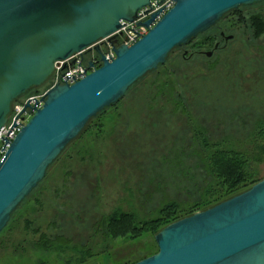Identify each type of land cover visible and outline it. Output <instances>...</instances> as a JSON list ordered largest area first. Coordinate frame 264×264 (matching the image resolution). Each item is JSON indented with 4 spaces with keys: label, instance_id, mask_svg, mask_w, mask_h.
Listing matches in <instances>:
<instances>
[{
    "label": "water",
    "instance_id": "water-1",
    "mask_svg": "<svg viewBox=\"0 0 264 264\" xmlns=\"http://www.w3.org/2000/svg\"><path fill=\"white\" fill-rule=\"evenodd\" d=\"M264 0H174L137 21L147 28L130 45L117 43L120 21L131 22L149 0H0V127L14 101L41 87L55 61L76 53L100 65L72 83L48 88L39 107L8 142L0 158V230L18 204L87 121L123 97L168 53L207 31L224 14ZM114 57L106 59L99 39ZM231 35H225L226 41ZM199 50L210 57L217 49ZM87 62L86 68H92ZM25 104L24 107H27ZM157 250L131 264H264V176L247 189L180 217L153 235Z\"/></svg>",
    "mask_w": 264,
    "mask_h": 264
},
{
    "label": "rangeland",
    "instance_id": "rangeland-1",
    "mask_svg": "<svg viewBox=\"0 0 264 264\" xmlns=\"http://www.w3.org/2000/svg\"><path fill=\"white\" fill-rule=\"evenodd\" d=\"M248 13H260L264 16V1L224 14L206 31L208 33L212 30L214 40L217 38V27H221L225 34H233V38L223 49L215 50L209 58L193 52L197 47L194 43L200 34L185 45L171 50L162 64L140 77L129 86L123 97L86 123L79 136L67 144L48 167L43 179L18 204L6 225L0 230V264H131L157 250L153 235L172 220L210 207L228 194L245 190L255 183L250 184L244 177H238L236 184L229 187V180L223 171L220 172L210 160L208 164L206 162L209 170L205 171V166H199V161L203 163L202 153L197 152L195 157L198 155L199 160L195 158L193 163L198 172L204 169L201 182L192 185L198 193V198L194 195L180 202L177 198L170 197L160 199L155 205L153 202L144 207L142 199L145 196L136 195L134 190V186L137 188L136 182H143V176H133V169L120 159L121 156L127 155V140L111 132V129H124L127 139L133 141L145 125L150 126V108L158 110L164 107L165 112L162 113L168 118L174 117L175 111L172 110L171 103L174 101V95L181 105L187 108L183 112L194 127L201 124L199 115L208 120V110L215 100L225 103L223 106L232 107L248 102L250 115L263 117L264 35L253 37L254 35L248 34L247 24L251 23L244 19ZM212 43L213 41L200 45V50H208ZM213 123L212 120L205 123L209 133L211 132L210 143L221 141L236 145L239 140L243 145H250L238 146L236 149L250 148L252 134L248 132L234 137L230 131L228 135H215L209 125ZM140 137L145 139L144 136ZM136 145L140 147L136 148L138 150L134 156H149L156 150L144 149L143 143ZM173 148L175 147L160 148L157 154L168 156ZM206 151L204 148L205 154ZM228 157L231 158V155L228 154ZM252 165L257 172V180L261 179L264 176V154L260 161ZM83 167H92L94 170L92 178L87 180V185L91 187L90 184L95 182L98 185L91 199L94 202L91 204L94 215L106 217L114 209L124 212L133 209L143 223L142 228L140 231L132 229L121 233L108 230L109 237L100 233L84 244L77 242L78 238L71 234L69 244L61 245L51 238L53 242L42 248L36 242L44 236L43 231H49L48 233L53 235L56 229L53 213L58 204L55 187L60 182L59 173L68 172L67 175L63 174L66 180ZM237 173H240L239 170L231 168L229 175L234 177ZM160 180L156 179L158 186L162 184L159 183ZM61 185V188H64V181L58 187ZM115 227L117 226H113ZM71 229L75 231L73 226ZM87 230L85 227L81 229L83 238Z\"/></svg>",
    "mask_w": 264,
    "mask_h": 264
},
{
    "label": "flooded vegetation",
    "instance_id": "flooded-vegetation-1",
    "mask_svg": "<svg viewBox=\"0 0 264 264\" xmlns=\"http://www.w3.org/2000/svg\"><path fill=\"white\" fill-rule=\"evenodd\" d=\"M258 14L259 15L257 16V13H248L247 15L244 16L245 21L251 23V24H247L248 32H249L248 34L250 36H253L255 33H258L260 31V29L256 27L257 23L253 25V21H255L257 18L262 19V21H264V16L260 13ZM215 30H217L216 31L217 38L214 40V43L217 42V47H218L215 50H220L223 49L226 43L233 38V34L232 33L225 34L221 27H217L215 28ZM209 35L214 36L212 30L211 32H209ZM225 35L226 36L231 35V37L225 41L223 39ZM260 35H264L263 30ZM102 46L103 44H99L100 52ZM212 46L209 49H211ZM215 50H213V52ZM193 52L200 54L196 50H194ZM185 53L186 52H184L183 54L185 55ZM173 100L174 101L171 102L172 104L175 101H178L176 95H174ZM214 104H218V106L213 109L212 106L210 105L207 116H210L211 115L210 112L212 111L216 112L217 114L222 113L226 115L232 113L250 114V112H248L250 109L247 106L249 105L248 102H242L239 105V107H232L229 105L223 106L222 104L225 103L220 101L217 102V100H215ZM150 109H151L150 110L151 115L149 118L151 121L150 126L145 125L143 129L140 130V134L135 136L136 138H134L133 141L127 139L125 133L126 131L124 129H121L122 131L121 130L115 131L114 129H111L112 133L127 140L128 146H126L127 149H125L127 155L121 157L119 156V157L120 159L126 162V165L129 164V167L133 169V176L134 175L135 177H139L141 175L143 176V182L142 181L136 182L137 188L134 186V190L136 191V195L145 196L143 199L140 198L143 200L142 205H144V207H147L149 204L153 202L155 205L159 202L160 199L161 200L165 199V197L177 198L176 200L182 202L196 195V192L190 189L188 185L187 175L182 174V172L180 174V172L177 171V168H174V172L170 171L169 165L173 161L171 156L170 155L159 156L157 154V150L160 148L171 149L172 147L186 148L190 146L191 147L196 146L197 148H199V146H201V143L199 140L198 130L203 132L205 131L204 134L206 138H210L211 132L209 133L208 131L209 129H207L205 123L210 121L211 119L208 118L207 120L205 116L199 115L201 124L203 125L200 124L199 125L200 127L198 126L199 127L198 128V127H194L195 125L193 126L190 125L186 113L181 111L180 108L174 110L175 111L174 117H169V118L168 116H165L162 113L163 111L165 112L164 107L158 110L157 109L152 110L155 108H150ZM186 110L187 108L185 109V111ZM154 111L156 112L154 113ZM225 121L227 122L226 119ZM125 125L127 124L125 123ZM209 125H210V129H212L215 135L220 133V130L218 129V127H216L214 123ZM111 136H113V134ZM140 136H144L145 139H142ZM138 137L141 139H138ZM137 143L140 144L143 143L145 145L144 149L156 148V150L152 155L149 156H134L135 151L138 150L136 148L140 147L139 145H136ZM115 147L118 148L117 145ZM78 158L80 159L81 156ZM188 159H189L188 157H182V162L186 163ZM174 162L175 163L178 162L177 157L174 158ZM198 164L199 166L201 165L200 162H198ZM158 165L161 168H158ZM203 173H204V169H202L200 172H196V174L199 175V177L204 175ZM93 174H94V170L92 169V167L87 169H84L83 167L80 171L75 172L71 177L64 180V188L59 187L57 194L58 204L55 210V219H54L55 228H56L55 232L58 235L63 234L65 235L64 237L67 238L68 237L70 238L73 235L74 237L78 238L77 242H79L80 244L88 243L86 242L88 239L100 233L103 234L105 237H109V231L107 230L105 223V216L97 217L96 215H94L93 208H91V204L94 203L91 199L93 197L94 191L97 190V186H98L96 185L97 184L96 182L95 184H90L91 187L87 185V180L92 178ZM158 178L161 179L159 183L162 184L160 186H158V182H156V179ZM63 179L64 177L62 178V183H63ZM65 188H66V192H64ZM71 226L75 228V231L71 229ZM84 227L88 229L86 235L84 236L85 238L82 237L83 235L81 232V229ZM70 240L71 239H69V241Z\"/></svg>",
    "mask_w": 264,
    "mask_h": 264
},
{
    "label": "trees",
    "instance_id": "trees-1",
    "mask_svg": "<svg viewBox=\"0 0 264 264\" xmlns=\"http://www.w3.org/2000/svg\"><path fill=\"white\" fill-rule=\"evenodd\" d=\"M240 7H242V6H240ZM258 15L259 14L257 13V16ZM255 23H257L256 27L259 28L260 31L258 33H255L253 37H257L258 35H260L262 33V30L264 31V21H262V19L257 18L255 21H253V25ZM199 35H197V36H199ZM196 37H194L192 39H195ZM189 41H191V39ZM212 41L214 43V36L209 35V32L206 33V31H205V33L204 32L201 33L199 38L195 41L194 46H197V47L194 48L193 50L198 51L200 49V45L209 44ZM213 43H212V45H213ZM174 49H176V48H174ZM214 103H215V101L213 103H211L213 109L218 106V104H214ZM172 106H173V108H172L173 110L180 108L181 111H184L186 109V107L183 104L181 105V102L179 101V99H178V101H175L172 104ZM237 107H239V106H237ZM105 108H107V107H105ZM104 109H102V110H104ZM210 113H211V115L209 116V118L212 120V122H214L216 127H218L221 134L228 135L230 131L233 132L234 137H238L239 135L246 134L248 132H249V134H252L250 148H246L245 150L239 149V148L236 149L238 146H249L250 145L249 143H247L246 145H243V143L239 142V140H237L236 145L226 144V143L221 142V141L210 143L209 142L210 139L206 138V136L204 134L205 131L203 132V131L198 130L199 140H200L201 146H199V148H196V149L194 147H191V146L186 147V148H184V147L173 148V150L169 153V155L171 156V158L173 160L171 162V164L169 165L170 171L174 172V168H177V171H179L180 174L182 172V174L187 175L188 185H189L190 189L196 192V190L193 189L192 185L201 182V178H200L201 176L199 177V175L196 174V172H198V171L196 170V166L193 163V159H195V158L198 159V155L195 157V154H197V152H199V154L202 153V159L201 160L203 161V163L201 161H199L201 163V168H205L206 162L208 164L209 163L208 160H210L211 163L213 164V166H215L218 170H220V172L223 171L224 176L229 180V185H228L229 187L236 184L237 180L239 179L238 177H244L246 180H249V183L250 182L251 183L256 182L258 179V178H256L257 172L254 169V166L252 164L260 161L263 154H264V116L260 117L259 115H256V114L250 115L249 113L248 114L232 113V114L226 115V114H222V113L217 114L214 111H212ZM225 119L227 120V122L225 121ZM226 129H228V130H226ZM82 130L79 132V134L82 132ZM79 134L75 138H77L79 136ZM233 139H235V138H233ZM202 147H204L205 150H207L206 154L204 152V148H202ZM228 154L231 155V158L228 157ZM232 156H236V157H232ZM176 157L178 160L177 163L174 162V158H176ZM182 157H188L189 159L186 163H183ZM158 168H161V167L158 165ZM231 168L239 170L240 173H237V176L235 175L236 177L235 176L230 177L229 173L231 171ZM207 169L209 170V167H206L205 171ZM64 173H66V175L69 174L68 172H64ZM63 174L59 173V175H60L59 184L62 182ZM63 181H64V179H63ZM59 184L56 185V187H55L56 195L58 194ZM60 187H62V185ZM239 192H241V191L234 192L233 194L230 193V194H228L229 196L227 195L219 201H222V200H224V199H226V198H228L234 194H237ZM196 195H197L196 198H198V193ZM165 199H167V198L165 197ZM219 201L215 202L214 204L218 203ZM214 204H212V205H214ZM212 205H210V206H212ZM56 208H57V205H56V207L54 209V213H53L54 219H55ZM205 208H207V207H205ZM205 208H202L199 210H203ZM188 214H190V213H188ZM188 214H186V215H188ZM183 216H185V215H183ZM183 216H181V217H183ZM178 218H180V217H178ZM54 219H53V222H54ZM117 222H120L121 224L119 225V224H117ZM105 223H106V226L112 227L111 229H107V230H112V233H121V232H124L127 230H132V229L133 230L136 229V230L140 231V229L142 228V225H143L141 219H139L137 217V214L133 209H131L128 212L121 211L120 209H114L111 213H109L105 217ZM113 226H117L118 228L117 227L113 228ZM54 227H55V225H54ZM48 232L49 231H43L44 234L43 233L42 234L44 236H42L41 239L38 242H36L37 245L42 246V248H46L47 245H49L53 242V240H51V238L55 239L54 242L57 241L61 245L63 243H65V244L70 243L69 237L68 238L64 237L65 235H63V234H62L63 236L58 235L55 231H54L53 235L49 234ZM45 233H46V235H45Z\"/></svg>",
    "mask_w": 264,
    "mask_h": 264
},
{
    "label": "built area",
    "instance_id": "built-area-1",
    "mask_svg": "<svg viewBox=\"0 0 264 264\" xmlns=\"http://www.w3.org/2000/svg\"><path fill=\"white\" fill-rule=\"evenodd\" d=\"M173 4L174 0H149L148 5L136 11V18L133 21H120L121 28L112 33L117 35V43L126 45L133 43L147 31V28L138 26L136 24L137 21H143L151 13L159 11V14L148 26L150 27ZM100 42L104 43L101 49L102 55L108 60L113 58L114 54L111 50V44L107 41V37L97 41V43ZM87 62L92 63V68H86ZM100 63L99 56L93 53L90 55L76 53L64 60L55 61L52 74L42 87L33 89L30 93H27L12 103L11 111L7 116L6 122L0 127V158L8 146V143H5L3 139L6 138L9 142L15 136L19 128L33 113L34 110L31 107H39L41 105V99L48 88L63 80L70 84L82 77L85 73H88L91 69L100 65ZM25 104H28V106L24 107Z\"/></svg>",
    "mask_w": 264,
    "mask_h": 264
}]
</instances>
